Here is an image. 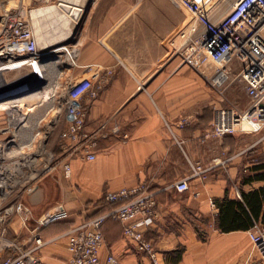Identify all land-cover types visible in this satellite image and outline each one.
<instances>
[{
    "label": "crops",
    "instance_id": "crops-1",
    "mask_svg": "<svg viewBox=\"0 0 264 264\" xmlns=\"http://www.w3.org/2000/svg\"><path fill=\"white\" fill-rule=\"evenodd\" d=\"M206 1V0H203ZM228 0H212L213 13L225 12ZM77 29L71 59L66 66L80 69L79 80L98 72L96 83L104 85L100 96L87 103V128L97 129L105 121L117 122L129 134L124 141L109 137L99 141L93 162L58 151L57 160L72 165L66 178L61 165L33 179L34 191L0 194V210L23 201L27 221L12 212L0 224V259L13 249L1 235L23 248L33 243L37 220L64 207L67 218L43 228L46 242L40 256L43 264H67V233L74 224L108 212V191L146 182L156 195L159 221L146 229L160 253L161 264H170L169 252L185 248L179 264H264L251 255L250 232L218 230L217 201L225 196L242 199V193L264 190V127L258 132L216 136L212 133L215 109L220 101L238 99L246 108L248 99L231 82L218 87L208 76L185 65L172 42L191 24V15L178 0H90ZM179 43V40L177 41ZM188 123L180 127L183 119ZM204 171L193 176V167ZM253 177L252 182H245ZM188 179L190 190L179 193L175 184ZM18 193H22L19 197ZM4 214L3 211L0 212ZM101 260L109 254L119 264H153L124 237V224L108 220L103 228Z\"/></svg>",
    "mask_w": 264,
    "mask_h": 264
},
{
    "label": "built area",
    "instance_id": "built-area-1",
    "mask_svg": "<svg viewBox=\"0 0 264 264\" xmlns=\"http://www.w3.org/2000/svg\"><path fill=\"white\" fill-rule=\"evenodd\" d=\"M90 1V0H89ZM88 1V2H89ZM181 6L191 15V24L183 29L172 44L185 65L208 76L213 85L222 87L231 82L233 75L241 80L246 90L249 105L246 108H216L212 123V133L216 136L238 135L258 132V126L264 127V0H238L229 11L213 13L211 1L178 0ZM66 3V2H64ZM72 3V2H70ZM77 6L75 18H81L86 5ZM61 4V3H60ZM68 4V3H67ZM70 6V5H69ZM71 7V6H70ZM78 19V20H79ZM73 21L77 25L79 21ZM12 40L15 46L25 45L18 54L38 56V40L27 21L18 20L14 25ZM179 40V43L177 41ZM17 54V52H13ZM89 76L70 85L63 102L65 108V126L61 130L58 146L68 156H79L93 162L97 158L99 141L109 137H118L127 141L129 134L122 130L117 122L105 121L95 130L87 128V103L96 100L104 90V85L96 83L98 72L93 68L86 69ZM54 98V97H52ZM60 103V102H59ZM13 121L17 119L11 118ZM187 119L179 125L185 127ZM247 125L249 127H247ZM53 165L44 166V173L51 172L61 165L66 178L72 177V165L51 154ZM4 172V171H3ZM0 171L1 192L12 194L18 183L14 178ZM204 171L201 167H193V176ZM32 181V180H31ZM27 184V185H26ZM19 186L20 191H34V184ZM179 193L190 190L188 179L175 184ZM22 193H18L19 197ZM104 200L113 207L106 213L97 215L84 222L74 224L68 231L67 248L69 260L67 264H119L113 254H109L105 263L101 260V249L104 244L103 228L108 220L124 224V237L134 244L137 251L148 257L153 264H161L160 253L152 240L146 236V229L159 221L158 202L146 182L133 187H124L116 191H108ZM0 224L8 220L12 212L21 215L27 221L28 212L25 203L16 201L11 206L3 207L0 212ZM64 207L55 212L42 215L33 229V243L26 248L9 238L8 227H2V236L12 247L9 256L0 259V264H43L40 256L46 242L39 235L40 231L56 222L67 218ZM252 242L251 255H259L264 260V225H256L250 232Z\"/></svg>",
    "mask_w": 264,
    "mask_h": 264
},
{
    "label": "rangeland",
    "instance_id": "rangeland-1",
    "mask_svg": "<svg viewBox=\"0 0 264 264\" xmlns=\"http://www.w3.org/2000/svg\"><path fill=\"white\" fill-rule=\"evenodd\" d=\"M79 1L88 7L89 0H0V101L21 100L17 105L22 111L0 112V171L19 181V186L44 173L47 162L55 163L51 154L60 151L58 142L66 116L63 102L70 85L79 80L80 70L66 66V60L73 56L71 49L83 19L70 15L68 21L63 13L67 14L65 9L69 8L60 3L73 6ZM237 1L228 0L224 9L229 11ZM38 10H44V15H36ZM20 19L27 21L38 40L37 57L18 54L25 45L13 44L14 25ZM73 19H79L77 25ZM5 53L9 58L4 57ZM235 83L238 90L242 89L240 80ZM238 101L219 100L218 108L239 107ZM244 103L248 104L249 99ZM12 116L17 120L13 121Z\"/></svg>",
    "mask_w": 264,
    "mask_h": 264
},
{
    "label": "trees",
    "instance_id": "trees-1",
    "mask_svg": "<svg viewBox=\"0 0 264 264\" xmlns=\"http://www.w3.org/2000/svg\"><path fill=\"white\" fill-rule=\"evenodd\" d=\"M264 169V164L258 167ZM264 179V175L256 177ZM253 177H249L245 182H252ZM219 209L217 228L221 232L228 233L233 231H247L252 229L256 223L264 224V190L259 189L251 193H242V199H231L225 196L217 201ZM185 253V248L179 246L169 252L170 264H179Z\"/></svg>",
    "mask_w": 264,
    "mask_h": 264
},
{
    "label": "bare ground",
    "instance_id": "bare-ground-1",
    "mask_svg": "<svg viewBox=\"0 0 264 264\" xmlns=\"http://www.w3.org/2000/svg\"><path fill=\"white\" fill-rule=\"evenodd\" d=\"M61 5L62 6H64V7H66V8H69V9H65L66 11H67V14L66 13H63V16L69 21V16L71 15V16H74V15H76V10H78V8L75 6V7H73L72 5H71V7L68 5V4H66V3H61ZM44 13V10H38V11H36L35 12V14L37 15H39V16H42V15H44L43 14ZM48 48V47H47ZM50 48V47H49ZM48 48V49H49ZM8 53V52H7ZM9 55H12L13 57H14V54H12V53H8ZM16 55V54H15ZM5 58H9V56L8 55H6V53H5V56H4ZM14 103H11V101H6V102H2V103H0V112L1 111H5V110H9V109H17V110H14L15 112H17V113H21L22 111L20 110V108L18 107V103H20L21 102V100H19V101H13ZM15 105H17V107H15V108H12L13 106H15ZM26 109H27V106H26ZM28 111H29V108H28ZM24 114V113H23ZM247 127H249L248 125H247Z\"/></svg>",
    "mask_w": 264,
    "mask_h": 264
},
{
    "label": "water",
    "instance_id": "water-1",
    "mask_svg": "<svg viewBox=\"0 0 264 264\" xmlns=\"http://www.w3.org/2000/svg\"><path fill=\"white\" fill-rule=\"evenodd\" d=\"M0 102H2V101H0Z\"/></svg>",
    "mask_w": 264,
    "mask_h": 264
}]
</instances>
